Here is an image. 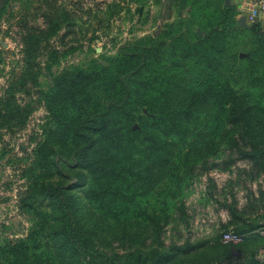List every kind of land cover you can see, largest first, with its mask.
Here are the masks:
<instances>
[{"label":"rangeland","instance_id":"rangeland-1","mask_svg":"<svg viewBox=\"0 0 264 264\" xmlns=\"http://www.w3.org/2000/svg\"><path fill=\"white\" fill-rule=\"evenodd\" d=\"M2 1L0 264L18 243H28L34 256L48 252L43 225L50 213L44 193L49 184H61L80 199L87 188L86 172L75 169L63 151L38 156L54 127L47 98L63 73L108 65L123 47L169 30L179 50L195 36L205 37L206 54L230 60L228 74L238 96L264 108V70L250 65L255 56L264 58V29L239 26L243 0H230L229 7L226 0ZM224 8L233 9L232 19L224 18ZM213 115L212 106L198 110L189 135L173 144L171 154L133 156L144 172L141 179L123 180L121 207L135 197L145 213L156 211L161 220L155 225L139 218L133 228L123 229L120 236L140 238L132 247L127 241L124 253L161 248L174 255L172 264H232L219 256L225 253L220 246H231L244 252L239 264H264V135L251 138L233 124L226 133L207 136L204 128ZM205 144L214 152H195ZM168 162H174L172 168ZM80 212L85 219L86 212ZM226 232L240 233L243 244H224Z\"/></svg>","mask_w":264,"mask_h":264},{"label":"trees","instance_id":"trees-1","mask_svg":"<svg viewBox=\"0 0 264 264\" xmlns=\"http://www.w3.org/2000/svg\"><path fill=\"white\" fill-rule=\"evenodd\" d=\"M221 13L227 21L235 15L232 8ZM205 40L195 36L179 50L168 30L123 47L108 65L76 68L55 80L47 98L54 127L39 146L38 156L55 154L54 149L63 151L74 161L75 169L86 172L87 188L80 199L61 184H49L44 193L50 213L43 225L48 252L34 256L28 243H18L8 248L6 264L173 263L174 255L161 248L123 252L127 241L132 247L140 239L136 234L120 236L123 229L133 228L139 218L155 225L161 220L156 211L145 213L135 197L128 207H121L123 180L141 179L144 172L142 161L133 156L171 154L173 144L183 143L189 135L187 127L197 111L207 106L214 109L204 128L210 130L204 131L207 136L226 133V126L233 124H240L251 138L264 135V108L238 96L228 74L230 60L206 54ZM250 65L264 70V58L255 56ZM257 140L253 145L258 149ZM207 146L195 152L213 153L214 147ZM168 163L172 168L174 162ZM132 186L134 189L133 184L127 188ZM80 210L86 212L85 219ZM220 247L225 251L220 257L239 264L243 251Z\"/></svg>","mask_w":264,"mask_h":264},{"label":"built area","instance_id":"built-area-1","mask_svg":"<svg viewBox=\"0 0 264 264\" xmlns=\"http://www.w3.org/2000/svg\"><path fill=\"white\" fill-rule=\"evenodd\" d=\"M247 24H259L264 21V0L249 1L245 7ZM224 244L239 245L243 243V236L234 232H226L223 235Z\"/></svg>","mask_w":264,"mask_h":264},{"label":"water","instance_id":"water-1","mask_svg":"<svg viewBox=\"0 0 264 264\" xmlns=\"http://www.w3.org/2000/svg\"><path fill=\"white\" fill-rule=\"evenodd\" d=\"M229 1L230 0H226V6H228V7L230 6V2ZM245 23H246V18L245 17L241 18V20L239 21V25L240 26H244ZM262 27L264 29V21L262 22Z\"/></svg>","mask_w":264,"mask_h":264},{"label":"crops","instance_id":"crops-1","mask_svg":"<svg viewBox=\"0 0 264 264\" xmlns=\"http://www.w3.org/2000/svg\"><path fill=\"white\" fill-rule=\"evenodd\" d=\"M243 1H245V2H244V6H245V5L247 4V3H246L247 1H253V0H243Z\"/></svg>","mask_w":264,"mask_h":264}]
</instances>
